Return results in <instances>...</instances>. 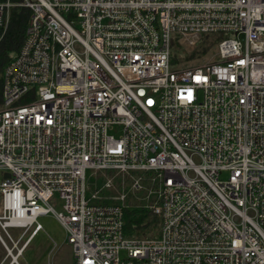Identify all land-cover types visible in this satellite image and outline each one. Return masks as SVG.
<instances>
[{
  "label": "built area",
  "instance_id": "1",
  "mask_svg": "<svg viewBox=\"0 0 264 264\" xmlns=\"http://www.w3.org/2000/svg\"><path fill=\"white\" fill-rule=\"evenodd\" d=\"M15 7L0 264H21L51 212L75 264H264V0H0V40ZM203 33L222 36L210 60L172 63ZM127 208L160 235L126 237Z\"/></svg>",
  "mask_w": 264,
  "mask_h": 264
},
{
  "label": "trees",
  "instance_id": "2",
  "mask_svg": "<svg viewBox=\"0 0 264 264\" xmlns=\"http://www.w3.org/2000/svg\"><path fill=\"white\" fill-rule=\"evenodd\" d=\"M29 12L24 8L15 7L12 10L11 24L0 40V101L3 90V71L5 65L16 55L24 39V30ZM222 38L219 33L201 34L196 47L197 57L207 58L216 43ZM185 58V59H184ZM187 52L176 40L171 54L172 63L181 64V59H187ZM161 218L147 208H127L124 211V234L129 238H155L160 235Z\"/></svg>",
  "mask_w": 264,
  "mask_h": 264
},
{
  "label": "rangeland",
  "instance_id": "3",
  "mask_svg": "<svg viewBox=\"0 0 264 264\" xmlns=\"http://www.w3.org/2000/svg\"><path fill=\"white\" fill-rule=\"evenodd\" d=\"M187 59L180 62L182 65H200L210 60L216 50H212L207 58L197 57V52L188 50ZM180 65V64H179ZM90 173V171H89ZM129 198L126 202L131 203ZM51 205L57 210L62 211L63 200L58 196L50 199ZM38 221L42 224L43 229L39 231L33 238L31 243L24 251V256L20 258L21 264H75V255L72 245L68 242L67 232L64 226L55 217L54 213L42 214L38 217ZM20 229L13 228L11 232L15 235L20 233ZM5 256V248L0 242V261Z\"/></svg>",
  "mask_w": 264,
  "mask_h": 264
}]
</instances>
